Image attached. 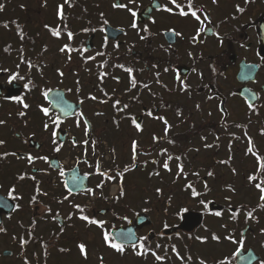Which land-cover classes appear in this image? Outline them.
<instances>
[{
	"label": "flooded vegetation",
	"instance_id": "1",
	"mask_svg": "<svg viewBox=\"0 0 264 264\" xmlns=\"http://www.w3.org/2000/svg\"><path fill=\"white\" fill-rule=\"evenodd\" d=\"M14 1L0 0V264H89L71 258L81 244L94 264H264V0ZM155 177L188 199L119 242ZM187 211L202 216L186 229Z\"/></svg>",
	"mask_w": 264,
	"mask_h": 264
},
{
	"label": "rangeland",
	"instance_id": "2",
	"mask_svg": "<svg viewBox=\"0 0 264 264\" xmlns=\"http://www.w3.org/2000/svg\"><path fill=\"white\" fill-rule=\"evenodd\" d=\"M24 2V1H23ZM12 3H14V2H12ZM17 3L19 4V1H17ZM26 3L28 4V1H26ZM38 3H40V0H39V2ZM29 5V4H28ZM8 8V7H7ZM11 8V10L13 9L12 7H10ZM7 18L8 19H11L12 20V18H13V14H10V12L8 11V14H7ZM12 33V32H11ZM9 33H7V32H5V36L0 32V40H3V39H8V37H9V35H8ZM14 33H12V35H11V37L13 36L14 37V35H13ZM237 146H234V147H231L232 148V150L233 149H235ZM237 149V148H236ZM162 175H164V180H166L167 182H169V181H171L172 180V178H173V175L172 174H169V173H166V172H164L163 171V173H162ZM136 177V176H135ZM121 179L119 178V181H120ZM156 181H160V178H157V177H155V178H153L152 180H151V182H150V184H152V185H154V186H163V189L162 190H159V191H157V190H155L156 189V187H155V189L154 188H149V191L148 192H146V194H147V196H148V199H149V207H151V215L153 216V217H155V219L156 220H158V221H160V222H164V219H165V217H170V216H172V214L173 213H171L172 211H174V209L177 211V207H175V204H176V201H178V200H184V202H185V200L186 199H188L187 198V196H182V198H179V196H175L176 195V193H175V191L172 189V186H169V185H166V184H162L161 185V183H157ZM161 182V181H160ZM152 185H149L150 187L152 186ZM110 189H111V187L108 189L109 191H110ZM132 191V189L130 190V192H129V194H132L133 193V191ZM237 193L238 192H236V193H233V198H234V200L235 201H233L234 202V204H237L238 202H240V198H241V196L240 197H238V199H237V197L235 196V195H237ZM134 194V193H133ZM236 197V198H235ZM167 199H169V200H167ZM167 201H170L171 202V204H170V211H168V212H166L167 210L165 209V206H166V202ZM162 204H164V205H162ZM185 204H187V205H189V206H195L196 204H194L193 202H191V203H187V201H186V203ZM142 205V202H140V203H135V208H137V209H139L140 208V206ZM177 208V209H176ZM168 213V214H167ZM83 236H84V234H82ZM85 239H87V241H89L91 244H92V247H94V244L97 242L96 241V239H95V242H93L92 243V241L91 240H88V236L87 235H85ZM100 246V245H99ZM97 251V250H96ZM103 253V252H102ZM91 254H93L92 256H91ZM98 255V254H97ZM100 255H103V259H105V260H107L108 262L106 263V264H112V259H111V254H110V251H108V252H106V253H104V254H100ZM88 256V257H87ZM88 258L89 260H88V263L89 264H94L95 263V261H96V256L94 255V253H89L88 255H86V253H84L80 248L79 249H77V254L75 253L74 255H72L71 256V258H73V259H76V258ZM102 257V256H101ZM98 259H99V257H98ZM110 262V263H109Z\"/></svg>",
	"mask_w": 264,
	"mask_h": 264
},
{
	"label": "water",
	"instance_id": "3",
	"mask_svg": "<svg viewBox=\"0 0 264 264\" xmlns=\"http://www.w3.org/2000/svg\"><path fill=\"white\" fill-rule=\"evenodd\" d=\"M107 32L108 34L110 35L112 33L111 29H107ZM12 95V92L8 93L7 96H10ZM86 184H82L79 186H74L72 185L71 182H69V187L72 191H77L79 189H83L85 188ZM210 210H219V209H222V206L220 205H217V203L215 202H212L209 206ZM148 215L146 214H141L137 217L136 219V223L135 225L131 226V228L127 229V230H121V228H119L118 230H116L114 232V236L117 238V240L119 242H136L137 241V237L135 236V229L136 227H141L142 226V221H144V219H148ZM194 218H197L198 221H200V218H201V214L200 213H196V212H188V213H185L184 214V221L182 223V227L184 228H192L195 224H198L199 222L196 221L195 223H192L191 221L194 219ZM150 222V220H149Z\"/></svg>",
	"mask_w": 264,
	"mask_h": 264
},
{
	"label": "snow or ice",
	"instance_id": "4",
	"mask_svg": "<svg viewBox=\"0 0 264 264\" xmlns=\"http://www.w3.org/2000/svg\"><path fill=\"white\" fill-rule=\"evenodd\" d=\"M172 2L175 3V0H172ZM116 6L119 7V6H121V5H116ZM0 7H2V6H0ZM178 7H179V6H178ZM189 7H191V0H189ZM169 11H171V10L169 9ZM240 11H243V9H240ZM181 14L186 15L187 13H184L183 10H181ZM192 14H193L194 16L196 15L195 12H193ZM197 18H199V17H197ZM134 26H135V25H134ZM54 35H59V32H54ZM69 36H71V33H69ZM129 71H131V70H129ZM45 95H47V93H45ZM24 106L27 107L26 104H25ZM44 112L47 113V112H48V109H44ZM0 123H2V121H0ZM137 127H139V125H137ZM0 143H3V141H0ZM164 167L167 168L168 165L165 164ZM257 186L260 187V185H257ZM194 194H195V193H194ZM262 199H264V197H262ZM77 207H79V206H77ZM216 214H217V215H220V213H216ZM249 215H251V214L249 213ZM82 218H83L84 220H89V217H87V216H84V217H82ZM90 222H91V223H102V222L95 221V220H91ZM214 238L218 239V237H214ZM105 239H108L107 234L105 235ZM111 246H112L113 248L117 249L118 251H121V252L124 251V249H123V245H121V244H118V243H112ZM80 248H81V250L83 251V250H84V245L81 244V245H80Z\"/></svg>",
	"mask_w": 264,
	"mask_h": 264
}]
</instances>
